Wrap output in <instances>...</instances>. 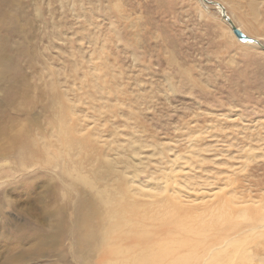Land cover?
Instances as JSON below:
<instances>
[{"label": "rangeland", "instance_id": "obj_1", "mask_svg": "<svg viewBox=\"0 0 264 264\" xmlns=\"http://www.w3.org/2000/svg\"><path fill=\"white\" fill-rule=\"evenodd\" d=\"M207 1L259 42L231 38L205 0H0V264H99V253L79 258L72 237L87 187L39 152L62 145L52 132L62 94L78 134L97 142L78 156L84 174L120 156L127 167L116 168L139 169L141 187L175 159L198 222L210 219L201 210L214 193L261 204L264 0ZM255 238L241 236L222 256Z\"/></svg>", "mask_w": 264, "mask_h": 264}, {"label": "bare ground", "instance_id": "obj_2", "mask_svg": "<svg viewBox=\"0 0 264 264\" xmlns=\"http://www.w3.org/2000/svg\"><path fill=\"white\" fill-rule=\"evenodd\" d=\"M219 12L221 15L220 9ZM224 21L221 20L234 38L230 25ZM256 40L251 38L242 44L256 45ZM3 55L0 53V57ZM3 73L8 76L6 70ZM58 98L59 108L52 132L62 145L52 150V156L46 143L39 152L45 155L47 163L61 169L62 174L87 187L75 206L72 237L79 258L82 254L99 253V264H245V260L251 261L255 257L264 261V256H261L264 255L263 199L258 205L252 200L239 201L236 193L227 192L222 196L214 193L208 207L201 210L203 214H210V219L198 222L195 216L189 215L181 200L184 198L183 188H187L190 182L185 179L187 176L183 182L179 181L177 174L181 170L176 168L175 159L170 161L169 170L161 173V178L147 176L151 182L145 185L139 183L141 187L134 184L139 169L125 173L127 166L120 156L103 157V171L92 170L91 175L84 174L78 164V156L92 150L94 137L90 133L85 136L78 134L74 108L64 103L63 94ZM24 149V143L18 147L19 151L24 152ZM67 155L73 160L68 163L69 166L59 160ZM116 164L124 168L118 170ZM231 183L232 180L229 185ZM140 196L150 200L141 202ZM188 204L191 213L201 208V204H193L192 201ZM220 206L230 208L232 215L219 211L223 208ZM207 233L214 235L207 237ZM249 235L256 240L260 235L262 239L252 241L243 253L222 256L241 236Z\"/></svg>", "mask_w": 264, "mask_h": 264}, {"label": "water", "instance_id": "obj_3", "mask_svg": "<svg viewBox=\"0 0 264 264\" xmlns=\"http://www.w3.org/2000/svg\"><path fill=\"white\" fill-rule=\"evenodd\" d=\"M206 2H209L207 0H205ZM211 4H213V2H209ZM217 7H219V9L221 10V15L222 18H224L227 23L230 25L231 27V30H232V33L234 34V36L241 42H246V41H249L251 40L250 37L246 36L239 28H237L231 21V19L227 16V15H224L225 14V10L223 7H221V5L217 4ZM223 13V14H222ZM257 42V40H256ZM258 43V42H257Z\"/></svg>", "mask_w": 264, "mask_h": 264}]
</instances>
